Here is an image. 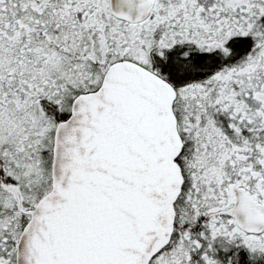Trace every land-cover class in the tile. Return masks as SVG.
Returning a JSON list of instances; mask_svg holds the SVG:
<instances>
[{
	"label": "snow or ice",
	"instance_id": "snow-or-ice-1",
	"mask_svg": "<svg viewBox=\"0 0 264 264\" xmlns=\"http://www.w3.org/2000/svg\"><path fill=\"white\" fill-rule=\"evenodd\" d=\"M0 264H264V0H0Z\"/></svg>",
	"mask_w": 264,
	"mask_h": 264
}]
</instances>
